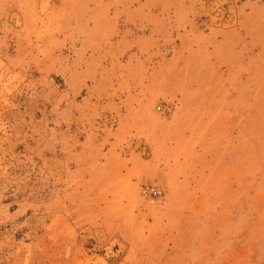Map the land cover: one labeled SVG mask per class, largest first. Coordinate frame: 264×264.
<instances>
[{
  "label": "rangeland",
  "instance_id": "374dc122",
  "mask_svg": "<svg viewBox=\"0 0 264 264\" xmlns=\"http://www.w3.org/2000/svg\"><path fill=\"white\" fill-rule=\"evenodd\" d=\"M126 262L264 264V0H0V264Z\"/></svg>",
  "mask_w": 264,
  "mask_h": 264
},
{
  "label": "built area",
  "instance_id": "2783aa9c",
  "mask_svg": "<svg viewBox=\"0 0 264 264\" xmlns=\"http://www.w3.org/2000/svg\"><path fill=\"white\" fill-rule=\"evenodd\" d=\"M149 190L152 191V194L155 195V196L161 194V191L159 189L155 188V187H152Z\"/></svg>",
  "mask_w": 264,
  "mask_h": 264
},
{
  "label": "crops",
  "instance_id": "0c3cea01",
  "mask_svg": "<svg viewBox=\"0 0 264 264\" xmlns=\"http://www.w3.org/2000/svg\"><path fill=\"white\" fill-rule=\"evenodd\" d=\"M186 107H187V106H186ZM187 111H191V110H187V108H186L185 111H184V113H186ZM193 111H194V110H193ZM66 224L68 225V223H66ZM51 226H52V227L54 226V227H53V230H55V229L57 228V224H55V225L52 224ZM123 264H129V263L126 262V263H123ZM130 264H131V263H130Z\"/></svg>",
  "mask_w": 264,
  "mask_h": 264
}]
</instances>
